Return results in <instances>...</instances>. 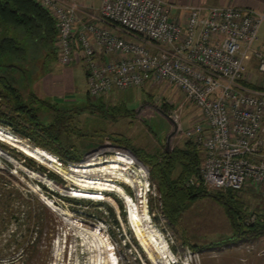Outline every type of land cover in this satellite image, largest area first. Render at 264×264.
<instances>
[{"label":"built area","instance_id":"obj_1","mask_svg":"<svg viewBox=\"0 0 264 264\" xmlns=\"http://www.w3.org/2000/svg\"><path fill=\"white\" fill-rule=\"evenodd\" d=\"M36 1L55 21L58 62L81 65L90 97L146 84L177 88L196 109L184 135L202 153L198 178L216 191L238 194L249 185L264 194V91L244 84L246 63L252 57L264 74V51L255 47L264 10L180 7L167 0H101L100 15L81 22L76 0ZM196 181L192 176L186 184ZM64 197L68 203L65 210L55 207L57 222L48 243L40 241L48 251L45 264H152L135 253L131 239L117 236L112 221L82 213L79 201L104 199ZM42 199L47 204V196ZM255 218H246V225ZM259 254L264 256V247ZM166 264L189 263L172 253Z\"/></svg>","mask_w":264,"mask_h":264},{"label":"rangeland","instance_id":"obj_2","mask_svg":"<svg viewBox=\"0 0 264 264\" xmlns=\"http://www.w3.org/2000/svg\"><path fill=\"white\" fill-rule=\"evenodd\" d=\"M263 27L264 24L261 26L259 38ZM2 37L3 33L0 32V40ZM18 40L23 54L12 57L0 53V65L16 67H13L14 70L8 69L9 74L25 98L30 93L38 97L35 93L36 82L31 84L33 77L36 79L34 75L49 66L58 69L64 66L54 58V44L49 45L41 40H30L28 44L20 37ZM77 66L73 71L74 89L63 103L74 106L70 107L74 134L67 141L69 145H74L73 150L81 152L83 158L79 163H68L72 164L68 167L59 158L58 161L56 154L35 146L29 138L16 134L11 126L0 121V132L23 145L22 149H18L7 138L0 137V264H4L5 259L12 260V264H45L48 251L40 247V241L44 239L48 243L57 222L55 207L61 206L65 210L69 199L64 196L68 194L104 199V202L78 201L82 204L80 209L83 214L87 213L103 222L112 221L117 228V236L126 242L131 239V243L137 247L135 253H140L147 261L128 219L133 216L137 219L136 201L141 206V211L145 201L152 225L166 239L178 261L189 264H264V256L259 254V249L264 247V233L252 241L223 244L231 235L229 219L224 207L211 196L187 203L181 211L178 223L171 225L160 208L159 195L150 179L149 168L144 167V163L138 162L126 149L157 154L173 147H181L187 139L184 132L190 127L196 114L194 105L173 86L146 84L140 88L115 90L126 107L118 99L110 101V95H107L102 98L105 109L89 105L95 109L93 111L88 107L91 97L86 92L83 68ZM53 101L61 104L60 101ZM119 103L123 105L120 111L122 115L112 116L109 110L112 107L109 106H117ZM47 112L45 108L38 112L44 122L51 120ZM110 136L117 138L118 142L109 138ZM116 151H121L147 170L148 190L140 187L145 180L129 171L102 164H85L89 157L109 159L116 155ZM60 162L67 167H62ZM37 172L45 173L48 179L61 185L71 182L79 192H63L38 176ZM50 174H54L63 183L52 178ZM70 174L79 178L84 176L88 180L82 179L90 183L76 181ZM107 183L109 185L105 186ZM139 187L147 192L143 193ZM207 189L215 192L210 187ZM87 190L108 191L109 194L105 196L103 192ZM236 195L247 211L258 213L264 209V195L259 191ZM45 196V201L54 204V207L43 201ZM258 207L261 209L258 210ZM34 236L35 244H30ZM191 245L200 248L194 250Z\"/></svg>","mask_w":264,"mask_h":264},{"label":"trees","instance_id":"obj_3","mask_svg":"<svg viewBox=\"0 0 264 264\" xmlns=\"http://www.w3.org/2000/svg\"><path fill=\"white\" fill-rule=\"evenodd\" d=\"M0 32L3 33L0 40V53L20 57L23 54V48L19 46V37L33 41L41 40L52 45L56 38V24L49 12L36 0H0ZM9 32L14 33V36L9 35ZM13 67L16 68L14 65H0V121L11 126L16 134L29 138L35 146L56 154L63 164L79 163L83 158L81 152L73 150L74 145H69L67 141V138L74 134V126L71 125L73 117L71 110L58 103L39 99L33 93L25 98L15 85L14 78L9 74L10 70H14ZM41 108L48 110L46 114H50V121L42 120L38 113ZM117 114L122 115L120 111H113V115ZM0 137L7 138L18 149L23 148L20 142L1 132ZM109 138H114V141L118 142L114 136ZM131 150L149 168L150 179L159 195L160 208L171 225L177 223L187 203L200 197L211 196L224 207L231 223V235L223 244L252 241L264 233V213L247 211L244 204L237 199V193L233 191H209L208 187L198 178L197 172L202 153L190 139H186L182 147H173L157 154L139 149ZM91 163L129 171L138 177H147V170L129 156L122 154L121 151H116V155L109 159L87 158L85 164ZM37 175L63 192H79L75 186L70 184L71 182L61 185L51 181L43 173L37 172ZM50 176L63 183L54 174ZM72 176L81 183H90L75 175ZM192 176L196 177L197 183L187 185L188 179ZM87 177L91 178L92 175H87ZM107 185L109 184H105ZM251 215H255L256 218L246 225L245 220ZM190 247L194 250L200 248L192 245Z\"/></svg>","mask_w":264,"mask_h":264},{"label":"crops","instance_id":"obj_4","mask_svg":"<svg viewBox=\"0 0 264 264\" xmlns=\"http://www.w3.org/2000/svg\"><path fill=\"white\" fill-rule=\"evenodd\" d=\"M76 1L79 5L78 15H79L81 22L91 21L93 17H98L100 15L99 6L101 3V0H76ZM167 1L174 3L180 7L193 5V6H201L203 8H208L212 6L234 5V6H238L242 8H250V9H254L258 11L264 10V0H167ZM9 35L14 36V33L9 32ZM124 37L133 38V36L127 35V34ZM20 39L24 40L25 38L21 37ZM29 42L30 40L25 41V43H28V44ZM255 47L257 49H261L262 51H264V27H263V31L261 33L260 38L255 43ZM55 56H54L55 60L58 61L57 55ZM104 58H108V57H104ZM77 65H80V64L74 61L71 64H69V66H64V68H61V69L51 68L50 66L46 67V69H42L40 72L34 75L36 79H34V77L32 79V83H31L32 85L36 82L35 84L36 92L35 91L34 92L38 94V97L40 99L50 100V102H54V103H57V102L53 100L60 101L61 104H58V105L64 108L70 109V107H74V106H70V105L63 103V101H67L69 97L68 94H70L74 89L73 71H74V68L78 67ZM246 75L247 77L244 83L246 84V86L257 89V90L264 91V74H261L257 70V60L255 57H252L246 63ZM86 92H87V84H86ZM107 95H110L109 96L110 101L111 99L112 100L118 99L119 102L123 104V101L120 99L119 95H117V92H115V90H112ZM91 98H89V101H88L89 109H92L89 105H92L93 107H99V109H102V110L105 109L106 105L105 104L103 105V102H102V98H104V96H101L99 99H93V100ZM69 101L71 102L72 100L69 99ZM122 104L119 103L117 106L111 105L109 107H112V108L109 110L111 111L112 114H113V111H116V112L122 111L121 106L124 105ZM92 110L94 111L95 109H92ZM263 133H264V119H263ZM256 191L257 190L254 187L246 185L242 189L241 192L254 194L256 193ZM258 208H259L258 210L261 209L260 207ZM263 210L264 209L260 210V212L258 213H261V212L263 213ZM229 224L231 228L230 221H229ZM231 232H232V229H231Z\"/></svg>","mask_w":264,"mask_h":264},{"label":"bare ground","instance_id":"obj_5","mask_svg":"<svg viewBox=\"0 0 264 264\" xmlns=\"http://www.w3.org/2000/svg\"><path fill=\"white\" fill-rule=\"evenodd\" d=\"M62 167H67V166L62 164ZM81 177L86 179V177L84 176H81ZM140 178H142L143 181L145 180L144 181L145 183L141 184L140 187L142 186L143 188L148 190L147 177H140ZM140 187L138 189L142 191L143 193H145L146 190ZM87 191L104 192L102 190H87ZM71 196L83 197V196H76V195H71ZM124 203H127V202H124ZM48 205L52 207L55 206L54 204L53 205L48 204ZM140 207L141 206L139 205L138 201H136L137 219L134 216L131 218H128L133 228L134 234L136 235L139 241V245L141 249L143 250V252H145L147 259L152 264H166L167 260L172 256V253L170 252V248L168 247L167 241L162 236L161 233L155 230V227L152 225L150 215L147 212L145 201H143L142 211L140 210ZM100 242L103 245L105 243V241L102 238H100Z\"/></svg>","mask_w":264,"mask_h":264},{"label":"water","instance_id":"obj_6","mask_svg":"<svg viewBox=\"0 0 264 264\" xmlns=\"http://www.w3.org/2000/svg\"><path fill=\"white\" fill-rule=\"evenodd\" d=\"M120 147V146H119ZM130 153H131V155L138 161V162H140V163H142V161L141 160H139L138 158H137V156H135L134 154H133V152L129 149V148H126ZM82 160V159H81ZM143 164V163H142ZM143 166H146V165H144L143 164Z\"/></svg>","mask_w":264,"mask_h":264}]
</instances>
